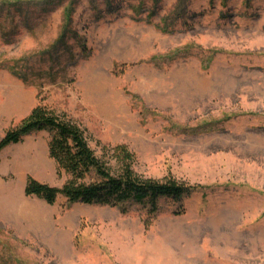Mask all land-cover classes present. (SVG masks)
Returning a JSON list of instances; mask_svg holds the SVG:
<instances>
[{
	"label": "rangeland",
	"instance_id": "rangeland-1",
	"mask_svg": "<svg viewBox=\"0 0 264 264\" xmlns=\"http://www.w3.org/2000/svg\"><path fill=\"white\" fill-rule=\"evenodd\" d=\"M38 104L196 188L49 204L27 177L69 175L33 131L0 152V264H264V0H0V138Z\"/></svg>",
	"mask_w": 264,
	"mask_h": 264
},
{
	"label": "trees",
	"instance_id": "trees-1",
	"mask_svg": "<svg viewBox=\"0 0 264 264\" xmlns=\"http://www.w3.org/2000/svg\"><path fill=\"white\" fill-rule=\"evenodd\" d=\"M40 130L50 132L49 156L69 178L61 187H55L28 176L24 192L49 204L62 196L68 203L116 207L140 204L155 211L160 198L179 200L196 188L170 178L155 180L137 175L132 168L133 153L125 145L113 149L115 165L107 163L95 154L79 125L41 104L5 131L0 138V152Z\"/></svg>",
	"mask_w": 264,
	"mask_h": 264
}]
</instances>
